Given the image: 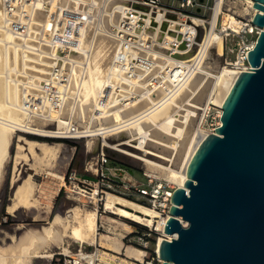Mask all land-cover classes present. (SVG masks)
Segmentation results:
<instances>
[{
    "label": "built area",
    "instance_id": "obj_1",
    "mask_svg": "<svg viewBox=\"0 0 264 264\" xmlns=\"http://www.w3.org/2000/svg\"><path fill=\"white\" fill-rule=\"evenodd\" d=\"M100 1H105L107 7H100ZM110 1L3 0L7 27L16 34L24 35L30 43L23 49L37 51L43 46L50 51L48 58L51 61L44 80L23 100L22 107L28 122L36 126L35 119L49 120L53 112H58L64 120L59 127L55 122L51 128L54 135L47 138L95 137L99 145L94 149L93 145L88 147L81 169L70 167L66 170L65 195L75 196L82 205L95 209L100 220L97 231L115 235L122 244L121 252H117L100 244H80L72 250L71 244L67 243L65 252L58 253L56 264L164 262L157 249L159 236L155 239V235H163L172 204L171 195L177 185L165 176L161 167L145 160L137 159L140 162V177L135 176L132 168L126 164L113 161L109 150L116 149L104 144L103 135L119 133L125 126L124 122L111 127H91V123L81 118L78 120L75 116L76 109H81L85 57L91 52L96 37L103 33L102 23ZM252 6L253 0H127L118 21L103 33L108 36L112 46L113 59L100 96H105L107 105L121 110L134 106L140 95L152 91L161 89L166 97L171 96L198 72L205 61L203 37L211 27L214 14L213 29L222 37L237 39V45L232 50L234 57L229 64L236 73L248 70L247 53L260 31L252 22L258 11ZM37 10L44 12V19L39 24L35 21L34 12ZM228 15L233 19L224 24ZM84 41H87L85 46ZM176 54L189 56L178 58ZM176 67L180 70L175 79L169 81V75L174 74ZM63 111L67 114L63 115ZM148 136L149 131L146 133ZM138 152L156 159L143 150ZM107 194L119 195L151 208L156 214L152 223L147 225L126 219L130 229L123 231L105 226L101 218L107 212L103 206L101 208V204ZM162 238L171 239L166 236ZM127 247H135L143 253L138 257L130 256L126 253Z\"/></svg>",
    "mask_w": 264,
    "mask_h": 264
},
{
    "label": "bare ground",
    "instance_id": "obj_2",
    "mask_svg": "<svg viewBox=\"0 0 264 264\" xmlns=\"http://www.w3.org/2000/svg\"><path fill=\"white\" fill-rule=\"evenodd\" d=\"M39 1L37 0V2ZM126 1L112 0L108 2L107 16L103 19L102 23L103 33H105L104 31H109L110 26L118 21L122 9L126 6ZM253 9L257 10L255 7ZM34 14H36V24L43 21V11L37 10ZM232 19L231 15H228V18H225L224 24L231 22ZM210 24L211 27L208 33L203 37L202 47L206 55L209 53L211 47H215L216 54L220 55L223 52V39L213 29L215 26V14ZM34 30H37L36 27H34ZM103 33L96 37L91 52L89 54L86 52V72L82 80L80 98L81 109H76L75 116L78 120L81 118L83 121L91 123V127H111L117 123L124 122L123 124L125 126L120 129V132L124 131V134L125 131L129 130L126 133H129L131 139L136 140L135 143L131 142L133 147H127L133 151L122 148L123 145H128L127 141L129 140L118 141L115 144L108 143L106 138L111 133L103 135L104 144L129 156L145 160L161 167L165 176L171 182H174L177 186H182L187 179L186 169L188 162L200 141L207 134L200 132L198 129L191 128L193 116L196 114L195 109L198 106L194 102H190L194 98L192 94L198 93L201 89L198 84L201 81L200 79L203 78L201 76L202 73H206L207 71L201 66L200 70L187 83L179 86L169 97H166L163 94L164 90L160 89L155 92L152 91L150 94L140 95L134 103V106L130 108L121 110L111 107L106 104L105 96H100L103 85L109 76L108 70L111 68L110 61L113 59L112 46L107 38L108 36ZM25 39L26 37L24 35L16 34L7 27L4 18L3 0H0V166L6 154V144H8L13 128L17 129L19 126V129L23 131L31 130L35 134L46 136L54 135L53 130L45 129L42 126L33 128L24 122V119L28 116L22 107L23 100L28 92L35 91L38 85L44 80L51 61L48 58L50 55L48 47L41 46L37 51L23 49L24 46L30 44ZM85 42L87 41L83 42L84 46L86 45ZM187 56L189 54H176L178 58ZM179 70L180 68L178 67L174 68L175 75L170 74L168 80L173 81ZM236 75L237 73L233 66L221 67L219 72L213 76L215 80L209 99L218 102L221 107ZM186 91H189L193 97L190 101L189 99L188 101L185 99V104L188 106L183 107L182 103L179 102L181 101V97L178 99V96L182 93L186 95ZM189 96H186V98ZM100 99L102 100L100 101ZM181 109L185 112L181 113ZM62 114L65 115L67 113L63 111ZM51 117L50 119L56 122L57 127L64 120L62 118L63 116L61 117L58 112H53ZM94 117L98 118L99 122L94 120ZM37 121L38 125L46 122V120L39 119ZM219 124L220 118L218 121ZM24 128L30 130H25ZM147 131H149L148 138L146 137ZM20 140L22 142L17 144V153L25 150L28 155L33 157H45L50 156V153L52 154L53 145L45 140L26 137H22ZM143 143L144 145H142ZM138 150H143L145 153L153 155L156 159H151L144 154H140ZM17 157L15 166L19 163ZM168 162H170V165H168ZM62 181L63 175L46 171L44 180L40 184L39 195L35 196L33 193L34 181H32V175L28 174L21 182L14 186L13 199L11 204L8 205V209L16 210L19 207H35L42 202L49 205L53 194L56 196L59 193ZM103 207L106 212L117 215L120 218L128 219L127 217H129L131 218L130 220L144 222L147 225L152 223L153 217L156 215L155 211L151 208L114 194L106 195ZM79 210L77 208L74 210L73 218H75V223H72L73 225H70V215L72 213L65 217L61 214H55L47 226H42L40 229L28 230L21 237L20 241L18 240V244L15 245L16 247H14L16 251L19 245V249H17L19 252L16 251V253L8 256H3L0 253V264H24L22 261L24 255L33 257L39 252H47V247L51 243L62 245L68 228L70 229L69 235L79 242L84 239H95L98 218L96 210H88L86 212L83 210L79 212ZM71 212L73 211L71 210ZM179 220L182 225L187 224V221L181 217ZM122 224L125 226L123 227L124 229H130L127 223L122 222ZM163 235L172 238L176 237L177 233L168 234L163 231ZM164 236L158 237V244ZM99 241L101 240L99 239ZM119 243V250L110 247L117 252H121V241ZM113 245L114 247L116 246L115 244ZM63 250H66V248H63ZM126 253L130 256L138 257L143 252L135 247H127Z\"/></svg>",
    "mask_w": 264,
    "mask_h": 264
},
{
    "label": "water",
    "instance_id": "obj_3",
    "mask_svg": "<svg viewBox=\"0 0 264 264\" xmlns=\"http://www.w3.org/2000/svg\"><path fill=\"white\" fill-rule=\"evenodd\" d=\"M260 28L222 104L220 124L194 150L171 195L163 264H264V0ZM178 217L187 221L182 226Z\"/></svg>",
    "mask_w": 264,
    "mask_h": 264
},
{
    "label": "rangeland",
    "instance_id": "obj_4",
    "mask_svg": "<svg viewBox=\"0 0 264 264\" xmlns=\"http://www.w3.org/2000/svg\"><path fill=\"white\" fill-rule=\"evenodd\" d=\"M105 1L100 2V7H105L107 5L104 4ZM226 16V15H225ZM228 18V16L226 17ZM219 25H217V29ZM208 30V25H207ZM216 31V30H215ZM218 32V31H217ZM202 38V37H201ZM223 39V52L220 55L216 54L215 47H211L209 53H207L205 57V61L202 65V68L206 70V73H202L203 76L201 81L199 82V88H201L198 93L192 94L186 91V95L182 93L178 96V99L184 100L179 101L182 103L183 107H187L185 104L186 101L194 102L198 108L195 109V115L193 116V121L191 123L192 129H198L200 132L206 134L210 133L214 128L218 125V121L220 118L221 107L218 102L212 101L209 99L210 94L212 93V88L214 84V74H217L221 67L229 66V61H231L234 57L233 47L237 45V39L235 37H222ZM210 55V56H209ZM200 70V69H199ZM198 70V71H199ZM208 73V74H207ZM190 95V96H189ZM186 96H189L186 98ZM186 99V101H185ZM181 113L185 111L181 109ZM99 122L98 118H95ZM46 120L42 125H38L37 119L34 120V125L32 126L28 119H24V122L30 124L29 126L35 128L42 126L45 129L52 130L55 126V121ZM129 132V130H127ZM125 131V133L127 132ZM124 132V131H123ZM119 132L117 134L110 135L106 138L108 143H114L118 141H127L128 145H123L122 148L131 150L127 148L128 146L133 147L132 143H135V139H131L129 133ZM33 138L38 140H45L48 143L53 145L52 154L50 156L39 157V156H30L26 153L25 150H22L21 153H17V144L22 141L20 138ZM50 136L35 134L31 131H23L19 129H14L10 133V137L8 140V144H6V154L2 159V165L0 166V253L4 256H8L10 254H14L19 252V245L15 251L18 240L20 241L21 237L30 229H40L42 226H47L55 216V214H61L62 216L70 215V225L75 223V218H73L74 210L77 208L79 212L82 210L84 212L88 210H95L92 207L84 206L77 198L74 196L67 197L65 195V186H64V175L68 168L74 167L81 169V165L87 155V150L90 145H93V149L98 145L96 144L95 137H84L80 139H52L47 138ZM133 140V141H131ZM132 142V143H131ZM92 143V144H91ZM133 151V150H131ZM110 156L113 161H119L126 164L128 167L132 168L135 176L140 177L139 173V160L137 158L129 156L121 151L109 150ZM18 156V157H17ZM16 157L19 160L17 166H15ZM46 171H52L57 174L63 175V181L60 185L59 193L52 196V200L49 205L45 202L38 204L35 207H19L16 210H9L8 205L11 204L13 199V189L16 184L21 182L23 178H25L28 174L32 175L33 182V193L35 196L39 195L40 184L43 182ZM22 179V180H21ZM174 183V182H173ZM129 200V199H127ZM46 205V206H45ZM48 206V207H47ZM101 204V208H102ZM74 209V210H73ZM71 210L73 212H71ZM98 216V215H97ZM128 219H131L127 217ZM105 226L111 227V229H115V231H123L125 227L122 222H126L124 218H120L117 215L112 213H104V217L101 218ZM100 220L98 216L97 225H99ZM73 225V224H72ZM100 232V231H97ZM70 229L68 228V232L64 236L62 245H58L55 243H51L47 247V252H39L36 256L29 257L23 256V263L29 264H56L57 259L59 258L58 253L65 252L63 248L67 247V243L71 244L72 250H75L80 244L89 246L99 244L102 247H112L115 250H119L120 241L119 239L111 234L106 232H100V234H95V239L88 240L84 239L83 241H78L77 239H73L69 235ZM95 233V232H94ZM107 234V235H106ZM105 235V236H104ZM157 236L163 235H155V239ZM99 239L101 241H99ZM107 242H106V240ZM90 241V242H89ZM118 241V242H117ZM115 244L116 246L114 247ZM154 246V244H153ZM8 249V250H7ZM10 249V250H9ZM12 250V251H11ZM49 254V255H47ZM52 254V255H51Z\"/></svg>",
    "mask_w": 264,
    "mask_h": 264
}]
</instances>
